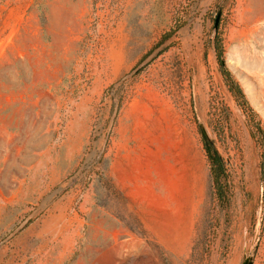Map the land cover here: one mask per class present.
Masks as SVG:
<instances>
[{
  "label": "rangeland",
  "instance_id": "obj_1",
  "mask_svg": "<svg viewBox=\"0 0 264 264\" xmlns=\"http://www.w3.org/2000/svg\"><path fill=\"white\" fill-rule=\"evenodd\" d=\"M258 119L264 0H0V264H264Z\"/></svg>",
  "mask_w": 264,
  "mask_h": 264
},
{
  "label": "trees",
  "instance_id": "obj_2",
  "mask_svg": "<svg viewBox=\"0 0 264 264\" xmlns=\"http://www.w3.org/2000/svg\"><path fill=\"white\" fill-rule=\"evenodd\" d=\"M215 48L217 52V59L220 65V69L222 71V74L224 75V78L227 82V85L229 86L230 91L237 98L245 101L247 105L248 102L246 100V95L243 91V88L241 87L240 83L234 78L231 71L226 66L225 59L223 56L224 49L220 40H218V42L216 43ZM255 125L257 126L260 138L264 144V130L262 128L259 119L255 121ZM200 131L203 138L204 149L211 166L210 169H211L213 187L216 190L217 197L222 201H226V195H225L226 191L221 185V180L225 177L223 158L215 145V141L211 139L208 136V134L204 132L202 128H200ZM261 168H262V178L264 179V155L261 163Z\"/></svg>",
  "mask_w": 264,
  "mask_h": 264
},
{
  "label": "water",
  "instance_id": "obj_3",
  "mask_svg": "<svg viewBox=\"0 0 264 264\" xmlns=\"http://www.w3.org/2000/svg\"><path fill=\"white\" fill-rule=\"evenodd\" d=\"M220 17H221V12L216 13L215 15V24H214V28L215 30L218 29L219 27V23H220ZM200 127L204 130V132L206 133V130L204 128V126L202 124H200ZM207 134V133H206ZM259 242V240H257V243ZM255 259V253H251L249 255H245L244 256V260L242 262V264H253Z\"/></svg>",
  "mask_w": 264,
  "mask_h": 264
}]
</instances>
